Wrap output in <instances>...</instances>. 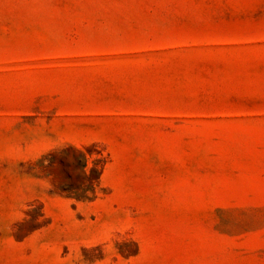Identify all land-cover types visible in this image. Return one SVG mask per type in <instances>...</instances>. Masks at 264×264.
Instances as JSON below:
<instances>
[{
  "label": "rangeland",
  "instance_id": "obj_1",
  "mask_svg": "<svg viewBox=\"0 0 264 264\" xmlns=\"http://www.w3.org/2000/svg\"><path fill=\"white\" fill-rule=\"evenodd\" d=\"M0 264H264V0H0Z\"/></svg>",
  "mask_w": 264,
  "mask_h": 264
}]
</instances>
